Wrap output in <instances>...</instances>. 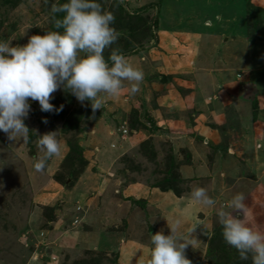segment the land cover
I'll list each match as a JSON object with an SVG mask.
<instances>
[{"label": "rangeland", "instance_id": "obj_1", "mask_svg": "<svg viewBox=\"0 0 264 264\" xmlns=\"http://www.w3.org/2000/svg\"><path fill=\"white\" fill-rule=\"evenodd\" d=\"M64 2L0 0V38L55 30ZM98 2L120 34L103 55L141 69L139 91L125 81L93 112L61 87L51 112L29 101L26 140L0 132V264H147L151 234L176 221L190 264H251L216 210L242 192L264 231V0ZM51 131L60 152L36 171ZM195 187L216 206L186 210Z\"/></svg>", "mask_w": 264, "mask_h": 264}, {"label": "clouds", "instance_id": "obj_2", "mask_svg": "<svg viewBox=\"0 0 264 264\" xmlns=\"http://www.w3.org/2000/svg\"><path fill=\"white\" fill-rule=\"evenodd\" d=\"M50 11L55 30L31 35L24 45L13 46L11 40L0 38V132L9 139L28 138L24 120L30 111V100L38 101L41 111L51 112L52 94L63 87L81 103L89 101L95 112L101 109V94H119L125 81L131 82L130 92L135 94L143 80V71L133 67L119 48H113L107 59L103 55L120 34L113 27L114 15L105 11L98 0L53 3ZM57 13H63L62 18L57 19ZM37 144L43 155L34 168L43 171L60 152L58 132L40 135ZM190 198L209 207L217 203L203 187L193 188ZM245 200L244 193H235L216 210L218 223L224 241L236 249L241 260L251 257V264H264V231L249 225ZM179 224L176 221L169 225L168 235L163 230L151 234L147 264H190L184 253L189 244L177 234Z\"/></svg>", "mask_w": 264, "mask_h": 264}, {"label": "crops", "instance_id": "obj_3", "mask_svg": "<svg viewBox=\"0 0 264 264\" xmlns=\"http://www.w3.org/2000/svg\"><path fill=\"white\" fill-rule=\"evenodd\" d=\"M185 205H187V206H186V210H189L190 212H191L192 207H195L194 201L187 202V201L185 200ZM195 210H196V208H195ZM30 257H31V254H30L29 258H30ZM32 259H33V258H32Z\"/></svg>", "mask_w": 264, "mask_h": 264}]
</instances>
